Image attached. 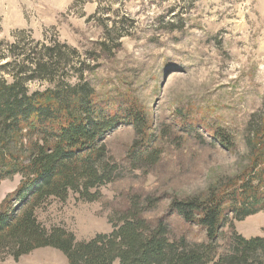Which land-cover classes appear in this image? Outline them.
<instances>
[{"label":"rangeland","instance_id":"obj_1","mask_svg":"<svg viewBox=\"0 0 264 264\" xmlns=\"http://www.w3.org/2000/svg\"><path fill=\"white\" fill-rule=\"evenodd\" d=\"M109 7L112 12H106ZM171 7L182 13L184 27L179 28L178 17L166 16ZM123 13L132 17L134 28L121 38L120 50L106 58L96 45L105 35L102 21ZM19 31L35 41L57 38L81 53H100L97 68L87 75L96 99L115 111L130 103L142 110L149 148L159 156L155 164L134 168L127 152L137 134L131 125L117 126L104 140L116 169L112 180L97 188L99 198L87 201L74 192L63 201L47 198L34 211L41 226L61 227L77 241L89 240L110 232L112 218L137 201L141 217L151 224L164 220L172 237L203 241L204 231L169 207L173 200L204 198L247 173L246 138L264 100V0H0V40L11 41ZM49 86L33 81L28 91ZM216 130L234 147L220 146L212 136ZM29 140L34 139L23 138L24 149ZM20 180L15 174L0 181V202ZM148 200L154 207L145 209ZM232 229L244 238H264V209L240 221L229 219L223 231L228 235ZM0 264L67 261L52 247L16 260L2 248Z\"/></svg>","mask_w":264,"mask_h":264},{"label":"trees","instance_id":"obj_2","mask_svg":"<svg viewBox=\"0 0 264 264\" xmlns=\"http://www.w3.org/2000/svg\"><path fill=\"white\" fill-rule=\"evenodd\" d=\"M180 14L174 7L166 10L170 19L178 17L182 28ZM166 23L174 27L172 21ZM101 27L105 35L96 45L110 58L120 50L121 38L131 35L134 20L123 13L119 19L107 17ZM100 53H81L57 38L35 41L24 31L13 34L11 41L0 40V181L21 176L14 192L0 202V250L9 248L16 260L36 248L52 247L67 264H264L263 237L223 231L229 219L240 221L264 209V100L246 138L251 161L246 175L204 198L170 204V211L185 223L204 231L203 241L172 237L164 220L151 224L141 217L137 201L112 218L110 232L89 240L77 241L71 232L47 230L37 221L35 208L47 198L63 201L70 192L87 201L99 198L97 188L110 182L116 169L108 161L104 140L119 125H131L137 134L127 152L134 168L158 161L157 151L149 148L144 112L131 103L111 110L96 99L87 75L97 68ZM33 81L50 86L29 92ZM27 136L34 140L24 149ZM212 136L223 148L234 147L222 131ZM154 203L148 200L145 209Z\"/></svg>","mask_w":264,"mask_h":264}]
</instances>
